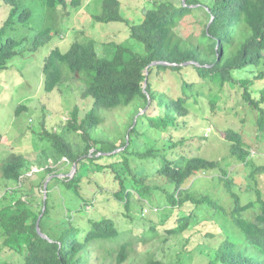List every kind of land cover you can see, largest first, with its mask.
I'll list each match as a JSON object with an SVG mask.
<instances>
[{
    "label": "trees",
    "instance_id": "trees-1",
    "mask_svg": "<svg viewBox=\"0 0 264 264\" xmlns=\"http://www.w3.org/2000/svg\"><path fill=\"white\" fill-rule=\"evenodd\" d=\"M31 1L38 4L42 2L44 5L42 24L31 40L7 37L0 44V73L8 70L15 60L24 57L26 53H36L49 43L57 32L55 25L60 10L68 15L70 8L80 9L84 0ZM5 2V6L10 7V12L0 28V42L15 24L26 25L33 18V10L29 9L26 2ZM121 6V0H102L101 13L93 19L98 24L124 23L129 29L128 42L112 40L104 50L99 41L88 39L74 42L67 52L54 48L45 59L42 72L46 93H52L64 84L65 73L69 72L74 77L79 75L85 86L83 98L92 101V108L84 117L79 115V108H75L67 122L68 131L80 133L86 143L85 150L80 153L63 135L45 131L44 137L48 138L52 149L51 157H46V162L52 159L53 163L58 164L61 159L66 158L72 165L77 164L73 177L59 181L63 182L64 189L78 195L85 206L93 205V209L96 207L90 199L93 194L88 195L87 199L84 198L88 193H82V188L95 183V180L92 178L87 183L85 180L91 170L94 174L110 173V170L114 190L107 191L104 187L101 197L108 202L118 203L124 210L118 212L112 205L116 209L114 216L105 215L99 221L89 219L86 225L79 226L74 213L78 217L86 214V208L80 204L71 209L72 214L68 215L61 232L53 234L51 231L46 233L44 229L50 211L48 189V198L39 209L30 205L26 197L5 193L0 198V227L5 232L3 249L7 253L17 254L20 258L18 264H87L91 246L102 247L105 243L113 242L120 246L114 250V264H123L132 251L133 242L130 240L121 244V239L136 232L133 228L135 221L150 222L147 230L133 236V241L146 244L161 236V228L175 210L192 203L195 208L209 206L215 209V217L229 214L228 218L236 229L231 234L227 233L210 264H264V195L256 183V175L264 170L254 164L255 150H249L251 146L236 128L231 127L221 133L223 139L231 145L230 158L221 162L210 161L189 152L170 157V150L176 145L172 142V136L165 140L167 142L163 148H150L144 152L133 147V151L129 150L130 143L117 146L115 143L101 142L91 137L92 131L101 123L99 111L128 107L139 101L146 113L141 116V120H137L130 132H137L139 122L143 125L145 118L148 120L147 129L159 131L163 135L170 129L179 127L180 117L189 116L187 100L191 97L197 99L201 95L196 91V85L200 84L198 89L208 85L211 90L217 86L222 89L221 92H225L227 85H237L236 79L245 73L249 74L248 71L252 76L264 79V71L260 69L264 64V0H212L208 4L202 0H181L180 3L174 0H156L138 24H131L122 16ZM194 11H202L207 22L200 35L196 37L191 34L185 38L180 35L181 26ZM154 63L159 64L153 65ZM165 72L174 74L178 84L180 83L183 95L176 100L169 99L165 91L157 90ZM191 75L198 81L189 83L187 79ZM250 79L251 77L242 78L239 82L246 88L244 100L249 103L245 102L243 106L248 105L249 109L251 107L258 112V139L261 141L264 140V91L259 94L260 98L251 96L248 90L253 81ZM218 100L217 98L211 102L212 109ZM27 108L21 106L17 114ZM246 115L244 111H238L236 116ZM117 150L120 151L115 153ZM128 155L142 161L149 158L160 159L161 167L157 170V175L165 180L166 186L153 187L165 194L168 213L160 214L159 209L166 206L150 201L153 187L146 186L144 178L137 181ZM105 157L106 163L98 161ZM232 161L238 162L240 166L230 172L228 166ZM26 165L23 155L14 154L2 167L3 178L19 184L22 188L24 180L29 179L24 177ZM120 165L130 173L133 180L127 181L117 171L116 167ZM46 171L49 175L54 173L53 169L47 168ZM242 172H245L244 175ZM201 173L212 174V185L219 192L226 191L225 203L228 204L229 212L214 199V195L203 191L199 180ZM56 175H53L55 179L58 177ZM95 184L100 185L99 182ZM251 191H254V195L247 199L245 195ZM134 193L140 200L136 199ZM154 195L158 196L156 192ZM159 199L161 197L158 196V201ZM139 204H142L140 216L136 217L137 212L130 216L131 209H138L136 206ZM123 211L129 212L128 215ZM248 212L255 214L254 217L246 218L245 214ZM153 214L154 218L151 216ZM41 215L43 217L39 228L41 234L47 238L38 231V219ZM191 219V216H180L176 227L165 228L166 236L182 234L189 228ZM106 252L110 254L112 251ZM0 264L12 262L4 261ZM147 264L165 262L150 260Z\"/></svg>",
    "mask_w": 264,
    "mask_h": 264
},
{
    "label": "rangeland",
    "instance_id": "rangeland-1",
    "mask_svg": "<svg viewBox=\"0 0 264 264\" xmlns=\"http://www.w3.org/2000/svg\"><path fill=\"white\" fill-rule=\"evenodd\" d=\"M18 1L26 2L29 9L33 10V18L26 25L15 24L9 29L7 36L2 38L0 44L5 42L7 37L14 39L28 38L31 40L42 24V8H44L42 2L38 4L33 3L31 0ZM155 1L121 0L122 16L131 24L141 23L145 12L154 6ZM174 1L180 3L181 0ZM202 2L208 4L212 0H202ZM5 5H7L5 0H0V28L8 19L10 12V7ZM101 10L102 0H84L80 9L70 8L68 15L60 10L55 25L57 32L51 41L36 53H26L24 57L15 60L8 70L0 73V198L5 193H10L13 196H23L28 198L30 205L39 209L43 201L48 198V194L47 197L45 194L47 185L49 190L48 208L50 211L44 225L46 233L51 231L53 234H59L64 222L68 219V215L72 214L71 209H75L80 204L86 208V214L78 217L79 215L74 213L76 216L75 221L79 226L86 225L89 219L99 221L105 215L114 216L116 209L118 212L124 210L118 203L108 202L101 197L104 194L101 192L104 187L107 191L114 190V180L110 170L108 172L111 174L101 172L95 173L96 175L91 170L85 180V183H87L88 180L92 181L93 178L95 183H100L98 186L92 182L82 188V193L85 191L88 193L84 198L87 199L88 195L93 194V197L90 198L96 206L93 209V205L85 206L78 195L64 189L63 182L59 181V179L75 175V164L72 165L69 161L64 162L63 159L58 164L53 163L52 159L46 162V157H51L52 149L50 141L47 137H44L45 131L63 135L75 150L79 149L80 153L85 150L86 143L82 140L80 133L68 131L67 122L70 120L75 108H79L81 117H84L92 108V101L83 98L85 86L79 79V75L74 77L66 72L64 84L52 93L44 91L42 69L46 57L54 48L67 52L74 42H84L88 39L99 41L104 50L110 42H113L112 40L120 43L128 42L129 29L124 23L98 24L94 21V16L99 15ZM39 13H41L40 16ZM206 22L207 17L204 16L202 11H194L192 15L187 16L184 20L180 35L188 38L193 34L197 37L204 30ZM260 69L264 71V64L260 66ZM248 72L250 74V71ZM249 74L238 75L237 85H227L225 92H221L222 89L217 86H214L211 90L208 85H205L203 89H198L200 84L196 85V91L201 95L197 99L191 97L187 100L188 104L186 106L189 109V116L180 117L178 119L179 127L175 130L170 129L167 134L161 135L159 131L147 129L148 120L145 118L143 125L141 121L139 122L137 132H130L137 120H141V116L146 113V109H143L142 104L137 101L128 107L99 111L101 123L92 131L91 137L101 142L115 143L117 146L125 142L130 143L131 148L129 150L133 151V147L137 151L144 152L150 148H163L165 142H167L165 140H169L172 136V142L176 145L173 150H170V157L189 152L210 161L221 162L230 158L231 146L223 139L221 133L234 127L244 136L246 143L251 146L249 150H255L254 164L264 170V140L259 141L258 139V112L251 107L249 109L248 105L243 106L246 102L244 100V90L246 88L239 83L242 78L251 77L250 80L253 82L248 92L251 96L256 95L260 98L259 94L264 91V79L261 80ZM187 80L189 83L198 81L193 75ZM180 88V83L178 84L174 74L170 72H165L163 81L157 85V90L159 92L165 91L167 97L171 100H176L183 95ZM217 98L219 100L212 109L211 102ZM21 106H27L28 108L17 114V110ZM238 111H244V114H247L246 117L236 116ZM119 151L117 150L115 153ZM14 154L23 155L27 161L24 177L29 179L24 180L22 188L17 183L6 181L2 175V167ZM127 157L130 159V165L137 181L144 178L146 186H161L163 188L166 186L165 180L157 175V170L161 167L160 159L149 158L142 161L135 159L132 155ZM106 159L107 157L98 161L106 163ZM238 166H240L238 162L232 161L228 166V170L233 172ZM37 167L36 174L27 176V174L32 173L33 168ZM47 168L53 169L54 173L49 175L46 171ZM116 168L127 181L133 180L130 173L123 168V165ZM244 173L242 172L243 175ZM56 174H58L57 179L54 178ZM212 176V174L201 173L199 177L200 185L204 192L214 195V199H217L229 212L228 204L225 203L227 199L226 191L220 190L219 192L212 185L210 181ZM256 183L258 189L264 195V171L256 175ZM151 192L153 193H151L150 201L153 200L166 206V208L159 209V213H168V203L163 191L156 190L153 187ZM155 192L161 197L159 201L158 196L154 195ZM159 194H162V196ZM253 195L254 191H251L245 197L251 199ZM135 197L137 200L139 199L137 194H135ZM136 207L138 209H131V213L128 212L130 216L135 215L136 212V217L140 216L142 204ZM123 212L126 213V211ZM128 213L126 214L128 215ZM214 214L215 209L209 206L195 208L192 203H187L172 213V217L165 222L160 230L161 236L146 244H140L137 240L133 241V236H135V233L137 235L147 230L150 222L135 221L133 228L136 232L121 239V244L130 240L133 242L132 251H130L128 259L123 264H147L150 260L163 261L165 264L212 263L215 253L225 241L227 233L231 234L236 231L231 219L228 218L229 214L225 217H215ZM254 215L248 212L245 217L253 218ZM41 216L43 217V215ZM151 216L154 218V214ZM180 216L192 217L189 228L182 234L167 237L165 228H169V226L176 227ZM242 237L244 238L243 235ZM4 241L5 232L0 227V263L9 261L12 264H18L20 262L19 256L14 253H7L3 249ZM119 247L113 242L105 243L102 247L91 246L87 256V264H114L113 256L116 255L114 250ZM104 249L112 252L109 254Z\"/></svg>",
    "mask_w": 264,
    "mask_h": 264
},
{
    "label": "water",
    "instance_id": "water-1",
    "mask_svg": "<svg viewBox=\"0 0 264 264\" xmlns=\"http://www.w3.org/2000/svg\"><path fill=\"white\" fill-rule=\"evenodd\" d=\"M185 1V0H184ZM155 64H159V63H154L153 65H155ZM77 171V165L75 164L74 165V172H76ZM74 176V175H73ZM46 197H47V194H48V190H47V185H46ZM41 218H42V216H40L39 217V219H38V231L40 232V234H41V231H40V228H39V223H40V221H41ZM43 237H45V238H47V236H45L44 234H41Z\"/></svg>",
    "mask_w": 264,
    "mask_h": 264
},
{
    "label": "built area",
    "instance_id": "built-area-1",
    "mask_svg": "<svg viewBox=\"0 0 264 264\" xmlns=\"http://www.w3.org/2000/svg\"><path fill=\"white\" fill-rule=\"evenodd\" d=\"M37 171H38V167L37 168H33L32 173L31 174H27V176H32V175L36 174Z\"/></svg>",
    "mask_w": 264,
    "mask_h": 264
},
{
    "label": "clouds",
    "instance_id": "clouds-1",
    "mask_svg": "<svg viewBox=\"0 0 264 264\" xmlns=\"http://www.w3.org/2000/svg\"><path fill=\"white\" fill-rule=\"evenodd\" d=\"M63 161H64V162H67V159H66V158H63Z\"/></svg>",
    "mask_w": 264,
    "mask_h": 264
}]
</instances>
